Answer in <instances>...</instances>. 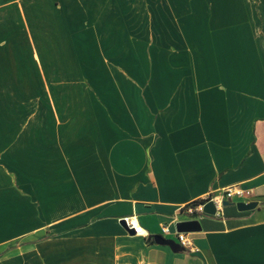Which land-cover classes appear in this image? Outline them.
Listing matches in <instances>:
<instances>
[{
	"label": "crops",
	"instance_id": "1",
	"mask_svg": "<svg viewBox=\"0 0 264 264\" xmlns=\"http://www.w3.org/2000/svg\"><path fill=\"white\" fill-rule=\"evenodd\" d=\"M0 70V264H264V0H0Z\"/></svg>",
	"mask_w": 264,
	"mask_h": 264
},
{
	"label": "built area",
	"instance_id": "2",
	"mask_svg": "<svg viewBox=\"0 0 264 264\" xmlns=\"http://www.w3.org/2000/svg\"><path fill=\"white\" fill-rule=\"evenodd\" d=\"M251 196V190L242 188L239 184H231L223 188V190L219 194L209 193L204 199L203 202H194L192 204H189L188 206H185L183 209V212L187 214H193L196 210L202 211V207L204 203L208 200H212L215 204L216 211L214 214H208L210 216H219V211L221 210L223 206V201H245L249 202V198ZM203 212V211H202ZM204 213V212H203ZM120 219H123L125 225L127 228H131L134 230L135 234L147 236L146 230L141 226L139 223L136 215H127L122 216ZM162 234H169L172 231H170L168 225H163L161 227ZM174 235L176 242L184 249L192 252L195 250L193 239L187 232L183 231H177L174 230L172 232Z\"/></svg>",
	"mask_w": 264,
	"mask_h": 264
},
{
	"label": "water",
	"instance_id": "3",
	"mask_svg": "<svg viewBox=\"0 0 264 264\" xmlns=\"http://www.w3.org/2000/svg\"><path fill=\"white\" fill-rule=\"evenodd\" d=\"M227 203H228V201H223L222 204L226 205ZM256 205H257L256 201L237 202V207L239 210L252 209V208L256 207ZM202 211L206 214H214L216 211V207H215V204L213 203V201L212 200L206 201L202 207ZM120 223L130 234L134 233L133 229L127 228L123 219H120ZM198 229H199V223L195 219L178 221L176 223V230L177 231L188 232V231H194V230H198ZM154 239L159 244H168L169 246L179 245L178 243H174V241L172 239L164 238L162 235H159V234L155 235Z\"/></svg>",
	"mask_w": 264,
	"mask_h": 264
},
{
	"label": "rangeland",
	"instance_id": "4",
	"mask_svg": "<svg viewBox=\"0 0 264 264\" xmlns=\"http://www.w3.org/2000/svg\"><path fill=\"white\" fill-rule=\"evenodd\" d=\"M125 2H126V3H129V0H125ZM139 2H140V0H137V3H139ZM141 3H143V1H141ZM138 8H139V7H138ZM0 74H1V70H0ZM2 103H5V102H1V101H0V115L2 114V112H1V104H2ZM6 103H7V102H6ZM6 103H5V104H6Z\"/></svg>",
	"mask_w": 264,
	"mask_h": 264
},
{
	"label": "trees",
	"instance_id": "5",
	"mask_svg": "<svg viewBox=\"0 0 264 264\" xmlns=\"http://www.w3.org/2000/svg\"><path fill=\"white\" fill-rule=\"evenodd\" d=\"M204 200H200L199 202H203Z\"/></svg>",
	"mask_w": 264,
	"mask_h": 264
}]
</instances>
